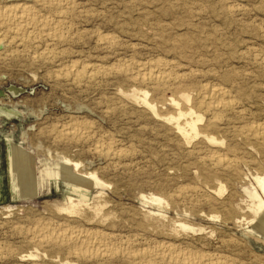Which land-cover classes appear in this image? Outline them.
Segmentation results:
<instances>
[{
	"label": "rangeland",
	"instance_id": "rangeland-1",
	"mask_svg": "<svg viewBox=\"0 0 264 264\" xmlns=\"http://www.w3.org/2000/svg\"><path fill=\"white\" fill-rule=\"evenodd\" d=\"M73 2L72 41L56 47L54 62L0 59V264H137L122 252L170 246L264 264L255 180L264 175V144L235 133L264 124V63L255 60L264 59V0ZM99 35L115 36L114 49L99 44ZM160 58L182 83L158 91L118 71ZM70 62L112 70L77 85L57 75ZM205 85L226 88L238 102L239 113L215 128L198 107ZM145 92L159 116L143 103ZM180 113H193L183 125L202 116L201 135L177 130ZM207 133L222 143L209 142ZM105 145L127 156L106 158ZM11 147L27 155L21 174L10 167ZM230 148L241 158L236 173L207 165L212 151ZM66 172L89 185L77 187ZM42 224L97 231L114 254L83 258L36 245L34 227Z\"/></svg>",
	"mask_w": 264,
	"mask_h": 264
},
{
	"label": "bare ground",
	"instance_id": "bare-ground-1",
	"mask_svg": "<svg viewBox=\"0 0 264 264\" xmlns=\"http://www.w3.org/2000/svg\"><path fill=\"white\" fill-rule=\"evenodd\" d=\"M75 11L76 7L73 0H0V59L30 58L32 62L36 60L54 62L58 57L57 55L60 54L56 51V47L60 44L64 45L69 41H72L71 16ZM114 37L115 36L110 35H99L97 42L102 46H105V48L112 49L115 45L114 42H116ZM260 56L256 55L255 60L263 64L264 59ZM170 65V61L160 58L145 63L137 62L133 64H123L118 71L137 81V83L148 85L159 91L183 82L182 77H174L175 74L172 72L173 75L168 70ZM111 70L112 67L107 68L86 62H70L68 65L61 67L57 75L61 76V78L65 77L77 85H83L84 83H96L99 79L106 77ZM147 95L148 94L145 92L144 98L142 99L143 103L159 116L156 106H153L148 102ZM138 98H140V96ZM198 99V107L210 115V124L214 128L224 122L230 113H239L236 97L232 96L230 92L222 86H202L198 93ZM190 115H193V113H180L178 119L175 118V120L177 119V130L188 137L189 135L199 136L201 135V132L198 130L197 124L202 121V116H196L195 118H192L191 116L192 120L187 118L184 125L180 124L182 118H186ZM68 133L71 134L69 131ZM235 133L245 137L248 141H256L262 145L264 144V124L247 123L239 130H235ZM203 137L212 143H222L216 138L209 136L208 133ZM105 146L106 147H100V151L104 157L106 156V158H123L127 156L125 150H115L116 148L107 145ZM26 156L27 155L24 152L11 147L9 150L11 169L21 174L22 163L23 160L26 159ZM240 160L241 158H239L237 154V149L230 148L228 153H225L222 150L212 151L208 157V164L205 163L224 174L226 172H232L234 174V172L236 173V171L239 170L238 167ZM18 177L19 183L25 181L23 177L21 178V175ZM64 177L79 188L87 187L89 185V178L80 174L66 172ZM255 180L262 191L259 199L264 207V175L256 177ZM28 193H31L30 189L28 190ZM50 225L52 226V224ZM50 225L42 224L34 227V230L36 231L34 242L36 245H50L51 247L56 246L66 248L69 252L83 258L96 257L98 259H105L114 254V249L110 248L107 243L102 240L98 241L97 238L99 235L97 231H80V229L75 231L72 229L61 232L52 229ZM106 236L109 235H105V237ZM158 250L159 249H157V251ZM185 251L170 246L166 247V249L164 248V251L162 250L156 253L149 250H126L122 253L126 258L137 262V264H156L159 260L168 262L167 264H236L235 260L229 259V257L227 258L225 255L209 253H204L202 255H199V253L198 255H195L188 254ZM117 252L115 253L116 255H118Z\"/></svg>",
	"mask_w": 264,
	"mask_h": 264
}]
</instances>
